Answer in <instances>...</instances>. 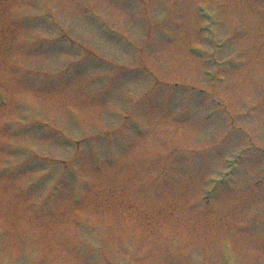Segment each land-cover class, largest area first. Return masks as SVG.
<instances>
[{
    "label": "rangeland",
    "instance_id": "374dc122",
    "mask_svg": "<svg viewBox=\"0 0 264 264\" xmlns=\"http://www.w3.org/2000/svg\"><path fill=\"white\" fill-rule=\"evenodd\" d=\"M0 94V264H264V0H0Z\"/></svg>",
    "mask_w": 264,
    "mask_h": 264
}]
</instances>
